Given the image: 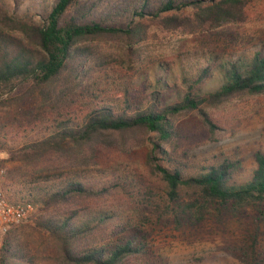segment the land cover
I'll list each match as a JSON object with an SVG mask.
<instances>
[{
  "label": "trees",
  "instance_id": "obj_1",
  "mask_svg": "<svg viewBox=\"0 0 264 264\" xmlns=\"http://www.w3.org/2000/svg\"><path fill=\"white\" fill-rule=\"evenodd\" d=\"M84 1L56 0L42 18L22 19L0 2L3 190L37 206L31 224L4 236L0 264H36L28 230L53 246L55 264H126L147 251L139 219L180 229L214 211L252 208L264 223L263 151L244 181L235 178L239 159L190 173L179 155L192 118L213 136L220 106L264 94V44L229 51L244 26L264 23V0H129L118 23ZM192 46L204 60L188 71L178 65V76L177 58ZM150 63L165 73L159 89L147 90ZM213 80L219 85L206 90ZM169 89L175 96L166 99Z\"/></svg>",
  "mask_w": 264,
  "mask_h": 264
},
{
  "label": "rangeland",
  "instance_id": "obj_2",
  "mask_svg": "<svg viewBox=\"0 0 264 264\" xmlns=\"http://www.w3.org/2000/svg\"><path fill=\"white\" fill-rule=\"evenodd\" d=\"M55 1L0 0L11 14L21 19L27 16L42 18L49 13ZM128 2L129 0L84 1L89 5L96 4L95 14L104 15L113 23L119 22L116 13H121ZM237 41L235 49L229 48L233 55L246 48V53L250 54L259 49L264 44V23L244 26ZM217 44L220 47L225 46V40H220ZM190 48L191 52L175 57L177 66L174 68L178 76L179 66H184V71H188L204 60L201 52H195L194 46ZM174 74L172 69H169L168 75L173 80L178 77ZM144 75L148 76V83L153 84L152 88L147 90L159 89L157 80L165 77V73L156 63H150L143 71ZM218 85L219 81L213 80L208 83L206 90L215 89ZM174 94L172 89L166 90L164 98H173ZM231 100L217 109L216 118L222 128L217 129L213 136L207 128L198 123L197 118H192L191 122L186 123L183 141L191 144L179 148V155L182 156L181 160L190 173L196 172L202 164L214 162L225 156L241 160L242 171L235 175L239 181L249 179L257 168L255 154L259 150L264 152V94H240ZM148 135L154 136L153 133ZM187 135L188 137H185ZM188 147L190 151L184 155L183 151ZM6 156L5 152H0V159ZM105 158L110 161L117 158V155L114 152L105 153ZM122 171L111 168L110 174L115 175ZM33 207L28 219L18 226L19 230L17 227L13 229L17 228L16 230L20 232L25 224L32 223L37 206L33 204ZM124 214V220L132 219L133 222L137 220L135 215ZM255 214L252 208L242 209L237 213L229 210L214 211L206 215L202 222L185 225L180 229L176 228L174 223L157 222V216L152 217V222L139 219L136 231L140 235H146L147 251L130 259L126 264H264V223L257 224ZM29 232H27L29 235H23L24 243H27L25 251L30 249L31 253L35 254L36 264H55L53 246L41 244L40 236L30 235ZM4 236L0 240V245Z\"/></svg>",
  "mask_w": 264,
  "mask_h": 264
},
{
  "label": "built area",
  "instance_id": "obj_3",
  "mask_svg": "<svg viewBox=\"0 0 264 264\" xmlns=\"http://www.w3.org/2000/svg\"><path fill=\"white\" fill-rule=\"evenodd\" d=\"M5 173V168L0 166V240L11 229L27 220L34 208L31 202L15 203L8 199L2 187Z\"/></svg>",
  "mask_w": 264,
  "mask_h": 264
}]
</instances>
